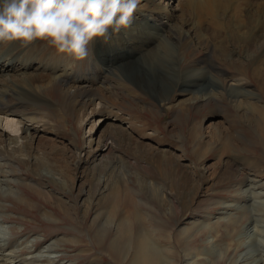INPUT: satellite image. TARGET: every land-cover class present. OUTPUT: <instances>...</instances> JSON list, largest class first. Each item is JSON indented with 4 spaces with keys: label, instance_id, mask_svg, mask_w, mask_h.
I'll use <instances>...</instances> for the list:
<instances>
[{
    "label": "rangeland",
    "instance_id": "obj_1",
    "mask_svg": "<svg viewBox=\"0 0 264 264\" xmlns=\"http://www.w3.org/2000/svg\"><path fill=\"white\" fill-rule=\"evenodd\" d=\"M209 1L140 0L134 24L142 16L143 20L152 16L160 29L144 27L143 21L141 26L158 35L174 30L189 44L184 42L187 53L173 65L192 60L195 66L219 73L217 81L206 76L194 88L147 87L143 84L150 81L148 74L135 79L116 69L125 65L113 63V55L120 51L102 50L100 38L89 45V54L81 61L67 54L58 57L63 70L79 78L90 77L96 64H106L109 56L112 65L99 72L102 83L78 85L88 88L86 103L80 102L79 91L66 85L51 92L44 88L42 99L21 103L24 97L19 90L27 86L23 71L0 75V106L6 105L0 113V264L6 260L8 264H117L93 240V229L103 228L112 218L116 203L108 195L113 187L123 191L116 207L121 218L130 210L147 217L172 214L166 231L170 241L171 234L184 229L206 228L189 237L193 238L189 251L175 249L169 241L162 244L175 252L176 264H264V142L254 136L259 120L245 103L261 107L264 94L250 88L254 98L239 95L240 81L234 79L230 57L221 58L217 42H209L215 38L212 35H206L208 41L202 39V24L220 20L218 5L225 0ZM230 1L244 0H226L223 10L230 11ZM140 31L136 29L132 37L146 35H138ZM37 44L35 52L45 43ZM236 48L229 51H233L231 61L250 65L247 55ZM123 53L127 57L131 51ZM39 62L28 75H40ZM11 67L7 60L0 62V71H12ZM56 74L58 79L63 75L59 69ZM60 94L65 107L58 100ZM11 122L12 129L7 126ZM106 144L112 147L110 153L101 151ZM157 159L181 169L187 179L186 196L162 179L154 167ZM114 161L117 168L106 170ZM155 197L165 200V207ZM145 226L140 222L139 230Z\"/></svg>",
    "mask_w": 264,
    "mask_h": 264
},
{
    "label": "bare ground",
    "instance_id": "obj_2",
    "mask_svg": "<svg viewBox=\"0 0 264 264\" xmlns=\"http://www.w3.org/2000/svg\"><path fill=\"white\" fill-rule=\"evenodd\" d=\"M203 1L204 0H200V2H196V3L201 4ZM224 2H220V4L218 5L220 7V11H222V16L216 18H219L220 20L216 21L214 19V21H212L211 24L209 23L207 26L205 24H202L205 27V29H203L204 33L202 34V39L208 41L206 35H212L213 37H215L213 40H210L209 42H217L215 43V47L216 50L221 54V58H223V60H225L226 57H230L229 62L231 64V67H233L232 70H235L234 71L235 73L233 72L234 79H236L235 81L237 82L240 81L238 82L240 83L239 95L244 94L242 95L244 96V98L245 97L254 98L255 94L251 92L252 90L250 88H255L257 91L262 92L261 94H264V1L244 0V1H234L232 4L230 1L229 7L231 6V9L229 12L232 13H229L228 10H223L225 8ZM236 2H238L239 4L237 5ZM258 2L260 4H258ZM226 14H228L229 17L228 15L224 17ZM232 15H234L236 19H234ZM150 19H152V16H150ZM150 19L149 17L144 18V20L146 21H152ZM152 26H154L155 28L154 27L153 28L156 30L158 28L160 29L161 27L157 24H153ZM144 27H146V25ZM136 29H138L139 31L141 30L138 35H141L142 32L144 33L146 32V35L144 37H142L141 35L140 38H133L132 35H134V37L137 35V33L134 32ZM125 31L128 34H126L122 29L120 30L121 34L124 35L122 38L119 32L117 33L114 32L112 29L111 30L109 29V35L107 39L96 38V40L97 41L100 40L101 44H103L102 50L104 51H106L108 47L117 48L120 51L118 55H113L114 57L113 63L114 62L125 63V65H121L116 69L125 70L126 72H128V76L134 77L135 79H137L138 74L139 75H141L142 73L148 74L150 81L147 80L145 84L143 83L140 84L147 85V87L150 88L158 87L166 90L169 86L174 88H182V87L184 88L185 86L194 88L195 86L199 85L200 82L203 79H205L204 77L206 76H211L213 80L216 81L217 79H219L220 76L219 73L215 75L214 70L210 68H205V67L200 68L197 65L195 66L193 64L194 61L192 60L187 61L183 66L180 67H176L173 65L174 63L176 62L179 63V61H181L182 55L185 56V53H187L188 50L185 44H189L188 42L184 41L183 38H180V36L177 35V33H174L175 32L174 30L170 31L169 34L167 35H165L164 32H161L159 35L154 32L155 35L153 36L151 30L147 28L145 30L142 27L138 26L136 20V24H132L131 28L127 30L125 29ZM158 37L159 39H157ZM117 39L120 42H118ZM38 41L39 40H36L35 44H37ZM44 43H45L44 47L38 49L37 52L33 51L35 45L32 43L18 44V46L20 47V52H18L19 55L23 53H27V55L36 53L33 59H38L39 57L42 58L40 59L41 63L39 62L40 63V68H39L40 72L38 73L40 74L39 76L28 75L29 73L28 70L34 66V63L37 62L36 60H32L29 62L30 64L28 70L26 69L28 65L27 63H22L21 65L24 66V69L22 68L23 69L22 78L23 79L25 78L24 80H26L27 83V86L24 89L19 90L21 97H24L23 98L24 100H22L21 103H27L26 100L33 101L36 99H42L41 94L43 93L44 88L48 92H51L57 89L58 87H61V85L63 86L66 85L68 86L69 89L79 91L81 93L79 97V99H81L80 102L86 103L87 100L89 101V99H87L88 88L81 86L92 85L93 87L94 84L93 82L96 79V77L97 76L100 77L99 72L102 69L109 68L110 65H112L110 64L109 56L106 59L107 61L106 64H102V65L96 64L97 68L94 69L95 72L93 73L94 74L93 77L90 78L89 76L87 77L85 75H81L78 76L79 78H74L71 76V74H67L62 69L63 67L60 68V62L58 60V57H61L63 54L58 53L56 49L50 46L46 41H44ZM234 47H237L236 50L238 48L242 49V53L246 54L248 60H250L249 61L250 65L245 64L244 61L242 62L231 61L232 60L231 56L233 51L231 53H229V51H231L232 48ZM124 49L131 50V56L125 57L123 53ZM133 50L137 52H134ZM210 50L211 48L208 45V51ZM13 51H17V48L13 47L12 52ZM46 53L49 54L51 58ZM44 55H46L47 56L46 58L48 59L41 57ZM99 55L103 56L104 54L100 52ZM148 57H151V59H148ZM102 58H104V56ZM128 58H135L133 61L137 60V63H134L133 61L127 62L126 59ZM144 58H146L145 62H144ZM8 63L12 64L13 66L14 61L12 62L9 61ZM136 64H137V68L135 67ZM172 66L173 68H171ZM58 69L59 72L61 71L63 73V75L60 76L59 79L57 78L59 76L56 74V70ZM247 70H251V74H247ZM85 71H87V69ZM49 75L52 77H50ZM99 82L102 83L101 80H99ZM223 87L225 89L229 88L231 92L236 90V89L232 90L231 85L228 86L224 85ZM59 97L58 100L60 101L61 106L65 107L66 100L64 99V96L60 94ZM245 103H247V105L249 106L250 109L249 111L253 112L255 114L254 117H258L259 120V126L257 127L258 131H255L256 135L254 134V136L256 137L257 141L264 142V100L261 107L257 106L255 103H249V102H245ZM5 106H6L5 104L0 106V113L5 112ZM103 109L104 108L99 109L98 113L101 114ZM94 112L96 113L97 111ZM7 126L12 129L14 127L13 122L7 123ZM230 129L232 130V128ZM226 139L228 141L229 139L228 136ZM103 149L108 153H110L112 147L109 146V144H106L104 145L103 148H101V151H103ZM115 162L116 161L108 165L106 167V170L110 169L114 171L117 168V162L116 163ZM160 166H162L161 170L159 169ZM154 167L156 171L159 173V175L163 177L162 179L166 180L165 181L166 183H170L171 186L175 188L178 191V193L181 194L182 197L185 195V189L187 187L186 184L187 179L186 176L181 172V169L179 167L175 168L171 165V162H164V160L161 161L159 159L155 161ZM108 196H109L108 199L116 203V205H114L113 207L111 205L113 210L112 218L105 220V224L102 225L103 228L97 227L96 224L93 225V228L97 227L96 231L93 229L94 231L93 240L95 244L100 247V250L105 251L107 257L111 256L112 260H114L117 264H176L175 263L176 260L174 261V259L177 258V255L175 254V252L170 250L169 248H165L162 244H167L169 241L170 244H174L175 249L184 248L185 251H189L191 247V243L193 241V238H189V237H191V235L193 237L194 233L197 230H206L205 227H198L195 229H184L181 232L177 233V235L171 234V238H173L172 240L174 242L170 241L169 237H167L166 231H169L172 214L171 215L158 214L155 216L152 215L150 217H147L145 215L139 216L138 213L136 214L132 212V210H130L126 212V216L124 218H121L116 207L120 205L122 201L123 191L117 187H113L110 190ZM154 199H156L159 202L160 206L163 205L165 207L164 205L165 200L158 197L157 198L155 197ZM174 208H175V204H173L172 209ZM224 208H229V207L225 206ZM253 221L257 222L258 219H254ZM140 222L146 223V226L141 230H139ZM112 225H116V226H112ZM199 233H203V232L201 231ZM107 237H109L111 242L108 245L106 244ZM1 257L2 256H0V258ZM96 260L98 261L99 259ZM8 263L9 261L6 260L5 264Z\"/></svg>",
    "mask_w": 264,
    "mask_h": 264
},
{
    "label": "clouds",
    "instance_id": "obj_3",
    "mask_svg": "<svg viewBox=\"0 0 264 264\" xmlns=\"http://www.w3.org/2000/svg\"><path fill=\"white\" fill-rule=\"evenodd\" d=\"M140 0H0V42L46 41L83 60L109 29L131 28Z\"/></svg>",
    "mask_w": 264,
    "mask_h": 264
}]
</instances>
